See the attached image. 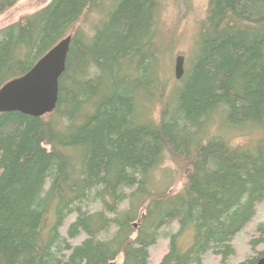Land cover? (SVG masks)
Returning a JSON list of instances; mask_svg holds the SVG:
<instances>
[{
	"label": "trees",
	"instance_id": "trees-1",
	"mask_svg": "<svg viewBox=\"0 0 264 264\" xmlns=\"http://www.w3.org/2000/svg\"><path fill=\"white\" fill-rule=\"evenodd\" d=\"M170 1L51 0L0 28V88L72 35L55 109L0 112V264H148L161 234L159 264L264 256L261 222L230 261L264 201V0H207L179 81ZM167 159L181 186L159 189Z\"/></svg>",
	"mask_w": 264,
	"mask_h": 264
},
{
	"label": "rangeland",
	"instance_id": "rangeland-1",
	"mask_svg": "<svg viewBox=\"0 0 264 264\" xmlns=\"http://www.w3.org/2000/svg\"><path fill=\"white\" fill-rule=\"evenodd\" d=\"M51 0H19L17 4L9 9L4 14L0 15V28L7 26L10 23H13L19 20L22 16L31 14L40 8L47 5ZM207 0H192L191 5H188L184 2V0H171L169 5L163 12V20H164V28L165 32L167 33V37L171 39L170 45H167V53L169 54V61L170 56L174 55V51L176 54L173 56V62H171V69L172 74L175 76V58L178 54H184L185 51L187 57L190 59L192 56V52L194 51V38L196 33V20L195 14H198L199 17H202L206 10ZM191 13L189 20L185 18L187 14ZM195 31V33H194ZM173 41V42H172ZM174 43V44H173ZM195 52V51H194ZM193 52V54H194ZM186 63V58H185ZM175 80L179 81L175 77ZM171 85L172 90L170 93L176 88L180 87L181 85L174 82ZM248 140L245 138L242 140V143H247ZM174 165L171 160L167 159L165 163L162 165L156 175L161 180L158 181L157 187L159 189H163L167 186L171 185L174 188H178L181 186L180 179L177 180L176 178L173 181L168 179V175L163 173L164 170H171L173 169ZM162 175L165 177L163 178ZM167 175V176H166ZM98 208V206H94V208ZM93 209V206H92ZM76 218V214H71L65 221L63 226L61 227V233L67 237V228L69 224ZM264 222V201L260 202L256 208V214L252 218V220L248 223V225L239 232L232 241L233 246L235 247V254L231 256L230 261L232 263H237L249 255L254 254V250L250 245V239L255 236L257 233L255 232L256 226L258 223ZM174 228H178V224L174 225ZM86 237L85 234H80L79 236L72 239V243L79 244L82 240ZM189 236L186 234L181 238L179 244L183 247L187 246L189 243ZM190 244V243H189ZM257 249H261V246H258ZM169 250V238L164 234L157 239L156 243L153 244L149 248V262L148 264H159L163 256ZM203 264H222L221 257L214 254L213 251H209L203 256Z\"/></svg>",
	"mask_w": 264,
	"mask_h": 264
},
{
	"label": "water",
	"instance_id": "water-1",
	"mask_svg": "<svg viewBox=\"0 0 264 264\" xmlns=\"http://www.w3.org/2000/svg\"><path fill=\"white\" fill-rule=\"evenodd\" d=\"M72 35L55 44L25 74L7 81L0 88V112L19 111L33 116L51 113L57 104L59 78L66 68ZM185 56L175 59V77L184 74ZM256 264H264L262 256Z\"/></svg>",
	"mask_w": 264,
	"mask_h": 264
},
{
	"label": "bare ground",
	"instance_id": "bare-ground-1",
	"mask_svg": "<svg viewBox=\"0 0 264 264\" xmlns=\"http://www.w3.org/2000/svg\"><path fill=\"white\" fill-rule=\"evenodd\" d=\"M160 38V37H159ZM160 43V42H159ZM184 69H185V61H184Z\"/></svg>",
	"mask_w": 264,
	"mask_h": 264
}]
</instances>
